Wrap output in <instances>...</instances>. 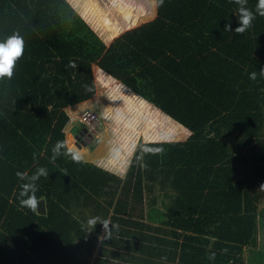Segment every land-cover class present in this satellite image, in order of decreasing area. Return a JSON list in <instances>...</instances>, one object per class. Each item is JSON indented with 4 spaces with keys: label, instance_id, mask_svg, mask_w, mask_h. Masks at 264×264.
<instances>
[{
    "label": "trees",
    "instance_id": "trees-1",
    "mask_svg": "<svg viewBox=\"0 0 264 264\" xmlns=\"http://www.w3.org/2000/svg\"><path fill=\"white\" fill-rule=\"evenodd\" d=\"M257 2H247L254 13ZM155 4L154 19L107 45L68 0H0V40L25 39L13 79L0 82V264H241L248 247L249 264H261L264 17L237 35L233 0ZM94 65L189 138L140 144L125 179L85 160L52 162L68 107L96 95ZM41 166L45 215L18 202L16 172ZM97 216L119 228L95 254L103 226L87 220Z\"/></svg>",
    "mask_w": 264,
    "mask_h": 264
},
{
    "label": "rangeland",
    "instance_id": "rangeland-1",
    "mask_svg": "<svg viewBox=\"0 0 264 264\" xmlns=\"http://www.w3.org/2000/svg\"><path fill=\"white\" fill-rule=\"evenodd\" d=\"M68 1L107 45L127 30L156 16L155 0ZM93 71L96 76L97 92L92 101L86 103L84 107L81 106V110H84L83 108L96 110L100 115V123L99 132L90 141L85 138L86 135L82 137L80 140L82 150L75 145L82 151L84 160L91 163L98 161L95 164L104 168L110 165L107 167L108 171L124 175L140 144L189 138L190 132L186 128L146 100L136 96L120 82L102 73L97 65H94ZM81 129L84 127L77 124L74 135L76 136ZM104 131L111 136L102 134ZM101 147L104 148L105 159L103 157L94 159V155L100 154L103 150ZM259 206L260 209L264 207V197ZM259 235L262 242L254 249L261 252H257L254 259L264 264V220L260 225ZM250 250L249 247L245 249L241 264L250 263Z\"/></svg>",
    "mask_w": 264,
    "mask_h": 264
},
{
    "label": "clouds",
    "instance_id": "clouds-1",
    "mask_svg": "<svg viewBox=\"0 0 264 264\" xmlns=\"http://www.w3.org/2000/svg\"><path fill=\"white\" fill-rule=\"evenodd\" d=\"M233 2L238 5V20L239 27L235 29V34L241 35L252 28L253 21L256 19L257 15L264 17V0H258L256 4L255 13L247 7L248 0H233ZM164 0H158V5L162 6ZM224 31L232 32L231 25L226 24ZM25 52V39L18 33L14 32L7 36L5 39L0 40V82L5 80L11 81L14 76V70L16 68L17 62L20 61ZM71 67H75L74 63L70 64ZM259 75L264 77V69L259 71ZM249 79L252 81L257 80V72H252L249 74ZM87 87V86H86ZM90 90V89H89ZM90 139V138H89ZM51 161L55 162L57 158L61 156L69 157L72 162L76 164H81L84 162V156L82 152L75 148L74 146H69L66 141H57V143L52 147ZM147 152L151 154H163V148L147 149ZM35 160V155L33 156ZM143 161V156L138 158V162ZM142 168H146V163H140ZM66 175V173H65ZM16 176L20 181H25L20 185V191L18 194L19 207L21 209L30 210L32 213L38 212V207L42 200L37 197V192L39 191L38 181L41 177L48 178L49 173L45 167H37L33 174L29 175L28 172H16ZM264 188V185H261ZM97 224L103 226L104 236L103 239L112 238L113 230H118L119 225L113 224L108 219L101 220L100 217H92L87 220V226L89 229L94 230ZM111 226V227H110ZM92 232V231H91ZM226 251V250H225ZM215 253H211L208 256L209 260L215 259ZM162 260H167V257H161Z\"/></svg>",
    "mask_w": 264,
    "mask_h": 264
},
{
    "label": "crops",
    "instance_id": "crops-1",
    "mask_svg": "<svg viewBox=\"0 0 264 264\" xmlns=\"http://www.w3.org/2000/svg\"><path fill=\"white\" fill-rule=\"evenodd\" d=\"M122 85V84H121ZM137 96V95H136ZM139 98H141L140 96H139ZM90 101H92V99L91 100H88V101H86V102H83V103H80V104H77V105H74V106H70V107H68V114L70 115V117H71V119L69 120V122H68V124L66 125V127L64 128V135L66 136V140H67V144H72L75 148H76V146H78V142L79 143H81V141L79 140V139H77V137H78V135L84 130V129H81L80 130V132H78L77 133V135L75 136L74 135V131L76 130V128H77V124H80V122L76 119L77 117H76V115H78L79 113H81L83 110H81V106H83L84 107V105L86 104V103H88V102H90ZM77 108V110H75ZM79 109V110H78ZM83 109H85V108H83ZM102 134H106V135H110L111 136V134L110 133H108L107 131H104ZM107 136V137H108ZM86 138V137H85ZM91 139H89V141H90ZM76 145V146H75ZM79 147V146H78ZM103 147V146H102ZM101 147V149H103V150H101L100 151V154H96V155H94V159H101L102 157H103V159H105V157H106V155L104 154V148H102ZM80 150H82L81 148H80ZM82 152V151H81ZM108 153V151H106V154ZM104 154V155H103ZM85 161H86V159H85ZM94 161H96V160H94ZM94 161H92V162H94ZM102 161H104V160H102ZM89 162V161H88ZM97 164L98 163V161H96V162H94L93 164ZM95 164V165H96ZM97 166H99V167H101L100 165H97ZM110 165H108L107 167H109ZM107 167L106 168H104V167H102L103 169H105V170H109V169H107ZM127 171L128 170H126L125 171V173H124V175H122V174H120V173H116L115 171H109V172H111V173H114V174H116V175H118L119 177H121L122 179H125V177H126V174H127ZM44 199V198H43ZM45 202H46V199H45ZM38 213V212H37ZM46 213H47V206H46ZM154 223H156L155 221H154ZM103 234H101V236H100V238L98 239V241H97V248L95 249V254H97V252H98V250L100 249V246H101V243H102V241H103ZM262 241H260L259 240V243H261ZM259 246H260V244H259ZM93 259L90 261V263L89 264H94V261H95V256H93L92 257Z\"/></svg>",
    "mask_w": 264,
    "mask_h": 264
},
{
    "label": "built area",
    "instance_id": "built-area-1",
    "mask_svg": "<svg viewBox=\"0 0 264 264\" xmlns=\"http://www.w3.org/2000/svg\"><path fill=\"white\" fill-rule=\"evenodd\" d=\"M76 119L87 130L86 137L92 138L99 132L100 115L94 109H84L81 113L76 115Z\"/></svg>",
    "mask_w": 264,
    "mask_h": 264
},
{
    "label": "water",
    "instance_id": "water-1",
    "mask_svg": "<svg viewBox=\"0 0 264 264\" xmlns=\"http://www.w3.org/2000/svg\"><path fill=\"white\" fill-rule=\"evenodd\" d=\"M86 132H87V130L84 129V130L78 135L77 139L81 140L82 137L85 136ZM86 139L89 140L88 137H86ZM41 200H42V202H41V204H40L39 207H38V214L45 215V214H46V202H45V199H43V198H42Z\"/></svg>",
    "mask_w": 264,
    "mask_h": 264
}]
</instances>
